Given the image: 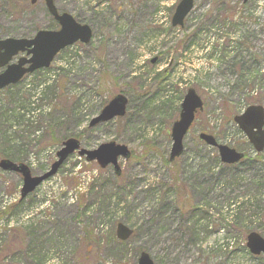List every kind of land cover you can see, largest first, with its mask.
<instances>
[{
  "label": "rangeland",
  "instance_id": "obj_1",
  "mask_svg": "<svg viewBox=\"0 0 264 264\" xmlns=\"http://www.w3.org/2000/svg\"><path fill=\"white\" fill-rule=\"evenodd\" d=\"M54 1L93 39L0 90V160L41 175L77 137L88 150L126 145L131 156L120 159L118 176L75 153L23 200L21 175L0 169V264H138L143 251L155 264H264L247 247L250 232L264 237V164L242 167L233 183L198 137L255 158L234 117L264 108V0H194L184 27L171 23L181 0ZM57 28L41 0H0V38ZM190 88L204 110L170 163L171 128ZM119 93L130 100L126 116L89 129ZM29 109L34 120L18 118ZM209 169L223 175L218 184L201 181ZM239 195L236 219L227 201ZM119 222L134 230L125 242Z\"/></svg>",
  "mask_w": 264,
  "mask_h": 264
},
{
  "label": "water",
  "instance_id": "obj_2",
  "mask_svg": "<svg viewBox=\"0 0 264 264\" xmlns=\"http://www.w3.org/2000/svg\"><path fill=\"white\" fill-rule=\"evenodd\" d=\"M49 13L61 26L60 30L39 31L33 39H0V68L6 69L0 74V90L18 83L26 74L38 69L48 68L56 55L67 46L78 41L88 44L92 39V30L88 25H81L69 13L60 14L54 4V0H44ZM249 0H243L246 3ZM36 0H32L35 3ZM194 7V0H181L172 19V25L183 26L184 20ZM26 52L30 58L22 57L17 63L10 64L19 53ZM28 67H25L26 65ZM128 98L124 94H118L94 117L89 123L93 128L97 125L107 123L115 118L124 117L127 112ZM203 110V101L194 89H189L182 101L179 120L172 127V147L170 160L174 161L184 152V138L187 135L195 114ZM235 123L246 134L250 143L258 153L264 151V108L262 106H250L246 111L234 118ZM207 146L218 149L221 162L226 165H234L242 161L244 154L221 145L209 134L199 135ZM85 157L87 162L96 161L101 168L113 165L118 176L121 174L119 158L129 159L131 152L126 145L110 142L100 145L97 149L88 150L81 148L78 139L70 138L63 142L57 153V160L52 164L49 171L40 176H33L30 168L25 164H17L9 159L0 161V168L4 171L19 173L23 177L22 198L34 192L44 181L56 175L63 163L74 153ZM133 235V229L124 223H118L116 236L120 241H127ZM247 247L254 255L264 254V238L258 233L252 232L247 237ZM138 264H155L151 256L141 252Z\"/></svg>",
  "mask_w": 264,
  "mask_h": 264
},
{
  "label": "trees",
  "instance_id": "obj_3",
  "mask_svg": "<svg viewBox=\"0 0 264 264\" xmlns=\"http://www.w3.org/2000/svg\"><path fill=\"white\" fill-rule=\"evenodd\" d=\"M37 93L41 95L42 91L37 92ZM34 96H35V94H34ZM22 111H23L22 113H19L20 116L18 118L25 119L26 116H29V118H28L29 121H32V120L35 119L34 117H35V113L36 112L33 111V109H29L27 112H25V110H22ZM77 138H79V137H77ZM7 156L10 157L9 155H7ZM10 158H13V157L11 156ZM215 161L221 167L222 172L225 170V171H227L228 174H230V175L232 174L231 177L233 179V183H235V182L241 180V177H238V175L241 174L239 169H241L242 167L249 166V165H252V167L255 168L254 165H256L255 163H257V162L258 163L260 162V163L264 164V156L262 154H256L254 159H250L246 155L245 159L241 163H239L238 165H234V166L222 165L219 162L218 158H215ZM166 163H168V162H166ZM176 174H177V171H176ZM221 177H223L222 174H220L218 176H215L213 174V172L209 169L208 171H206V173H204V176L201 175V181L204 182V184H208L209 182H214V181L217 182V184H218L220 179H221ZM203 179H204V181H203ZM251 183H254L255 186L258 185V182L255 179L252 180ZM200 185H201V183H200ZM206 187H208V186H206ZM170 191H176L177 192V189L174 188L173 190H170ZM236 198H240V195L238 197L237 196L234 197V199H236ZM166 199H168V198H166ZM241 202H243V201H237V199L233 200V198H231L229 201H227V203H228L227 204V208L229 209V213L232 215L233 218H235V216H236V219L239 218V214L237 215V213H238L237 211L241 210L242 207H243ZM188 203H189V201L186 198V200L183 202V204L180 207L183 209Z\"/></svg>",
  "mask_w": 264,
  "mask_h": 264
}]
</instances>
